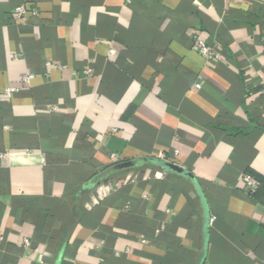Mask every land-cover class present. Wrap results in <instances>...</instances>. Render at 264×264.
Here are the masks:
<instances>
[{
	"label": "crops",
	"instance_id": "1",
	"mask_svg": "<svg viewBox=\"0 0 264 264\" xmlns=\"http://www.w3.org/2000/svg\"><path fill=\"white\" fill-rule=\"evenodd\" d=\"M0 264H264V0H0Z\"/></svg>",
	"mask_w": 264,
	"mask_h": 264
},
{
	"label": "built area",
	"instance_id": "2",
	"mask_svg": "<svg viewBox=\"0 0 264 264\" xmlns=\"http://www.w3.org/2000/svg\"><path fill=\"white\" fill-rule=\"evenodd\" d=\"M27 11L25 8L20 7L16 8L14 10V15L16 18L24 17L26 15ZM194 41L196 45V49L200 56L205 60V62H210V63H216L221 61L220 54L217 50L210 48L207 44L204 38L201 35L194 36ZM83 73L85 74H90L91 70L87 69ZM35 75L33 73H26L20 80V83L23 85H30L32 80L34 79ZM198 88V86H196ZM17 91L16 88H7L3 90V94L6 97H11L15 92ZM243 182L245 183L246 187L250 191H254L256 189V183L254 179L250 175H245L243 177ZM106 187L100 186L97 190V197H101L105 194ZM97 201V198L95 199ZM25 245H28V242H24Z\"/></svg>",
	"mask_w": 264,
	"mask_h": 264
},
{
	"label": "water",
	"instance_id": "3",
	"mask_svg": "<svg viewBox=\"0 0 264 264\" xmlns=\"http://www.w3.org/2000/svg\"><path fill=\"white\" fill-rule=\"evenodd\" d=\"M151 161L161 165L162 167H164V168H166L168 170L181 172V169L179 167H177L176 165L172 164V163L164 162V161L157 160V159H152ZM132 166H133L132 162L121 163V164H118V165L114 166L113 168L107 170L106 174H108L109 172H113L115 170L130 168Z\"/></svg>",
	"mask_w": 264,
	"mask_h": 264
}]
</instances>
